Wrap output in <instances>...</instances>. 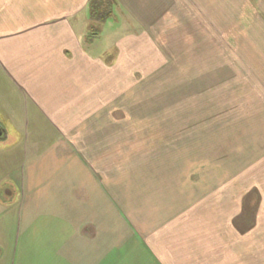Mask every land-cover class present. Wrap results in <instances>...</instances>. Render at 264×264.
Instances as JSON below:
<instances>
[{"label":"crops","instance_id":"0c3cea01","mask_svg":"<svg viewBox=\"0 0 264 264\" xmlns=\"http://www.w3.org/2000/svg\"><path fill=\"white\" fill-rule=\"evenodd\" d=\"M88 2L0 0V264H264V0H113L112 59ZM172 66L228 67L227 151L125 107Z\"/></svg>","mask_w":264,"mask_h":264},{"label":"rangeland","instance_id":"374dc122","mask_svg":"<svg viewBox=\"0 0 264 264\" xmlns=\"http://www.w3.org/2000/svg\"><path fill=\"white\" fill-rule=\"evenodd\" d=\"M256 10H261L264 8V3H253ZM114 14L103 20L101 22H92L91 27L98 34L93 37V41L90 43L86 37L84 40L87 44H84L90 51H108L109 59L115 55V48H111L112 44L110 36L104 37L101 32L104 28H108L110 31H115L116 20ZM93 33V31H92ZM103 34V33H102ZM108 39V40H107ZM113 55V56H112ZM228 71V67H218L215 68V73L219 77L213 76V68L205 67L203 70V76L201 77V82L198 86L195 83L185 84V90L181 88V73L180 66H172L171 78L172 82H155V83H141L138 91H134L131 97L129 89L125 93V107L139 108L141 113L146 108H153V110L160 109L161 107L170 108L169 112L171 115H166L168 118L172 119V130L168 133L169 138H180L182 140H188L193 149L199 148L200 146L204 152L202 155L207 156L209 154V145H212V140L218 138L221 143V149L227 151L229 144V107L222 97L227 94V90L223 89L220 85H228L227 82L213 81L217 79H227V76L223 77ZM168 74V72H167ZM164 76V71L157 73ZM169 75V74H168ZM167 75V76H168ZM170 78V77H169ZM184 86V84H183ZM196 87H199L197 89ZM167 96V99L165 98ZM198 96L199 98H194ZM170 98V99H169ZM215 105H212V104ZM160 107V108H159ZM184 112V113H183ZM194 112H200L196 114ZM189 113V114H188ZM194 113V114H191ZM143 121L146 116L144 114H126L125 119L128 121H135L136 119ZM169 122V121H167ZM179 124L181 127H179ZM167 133V134H168ZM217 136V137H216ZM203 142H198V141Z\"/></svg>","mask_w":264,"mask_h":264},{"label":"trees","instance_id":"16d2710c","mask_svg":"<svg viewBox=\"0 0 264 264\" xmlns=\"http://www.w3.org/2000/svg\"><path fill=\"white\" fill-rule=\"evenodd\" d=\"M114 6L113 0H89L88 9V22L91 35H97L98 33L90 26L92 22H101L108 19L112 14V8ZM93 31V33H92ZM93 36V37H94Z\"/></svg>","mask_w":264,"mask_h":264},{"label":"water","instance_id":"95a60500","mask_svg":"<svg viewBox=\"0 0 264 264\" xmlns=\"http://www.w3.org/2000/svg\"><path fill=\"white\" fill-rule=\"evenodd\" d=\"M0 136H1V132H0Z\"/></svg>","mask_w":264,"mask_h":264}]
</instances>
